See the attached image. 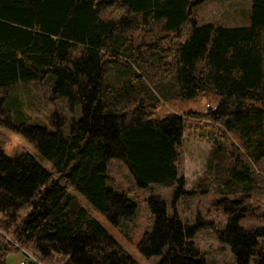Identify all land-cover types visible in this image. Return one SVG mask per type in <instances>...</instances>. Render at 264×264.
Returning a JSON list of instances; mask_svg holds the SVG:
<instances>
[{
    "label": "trees",
    "instance_id": "1",
    "mask_svg": "<svg viewBox=\"0 0 264 264\" xmlns=\"http://www.w3.org/2000/svg\"><path fill=\"white\" fill-rule=\"evenodd\" d=\"M200 1L0 0V123L13 126L9 87L49 73L54 96L82 108L69 133L20 127L57 176L25 146L8 152L0 131V264L21 253L33 256L29 264H139L62 180L114 224L138 205L109 186L112 158L140 186L178 184L177 197L185 115L232 140L231 148L217 140L210 164L219 189L239 193L218 201L227 214L218 238L236 264H264V212L250 194L264 189V0H252L249 24L229 27L200 25ZM200 95L216 104L159 112L162 102ZM149 203L155 224L138 242L141 253L162 254L158 264H207L192 241L197 226L169 215L159 195Z\"/></svg>",
    "mask_w": 264,
    "mask_h": 264
},
{
    "label": "rangeland",
    "instance_id": "2",
    "mask_svg": "<svg viewBox=\"0 0 264 264\" xmlns=\"http://www.w3.org/2000/svg\"><path fill=\"white\" fill-rule=\"evenodd\" d=\"M241 3V19H235L234 0H201L194 6L198 13L199 24L207 22H220L224 26H241L249 24L248 8L252 0H236ZM232 15V16H231ZM115 72H113L114 74ZM54 78L47 74L43 78L23 82L9 87L6 94L5 109L11 114L13 126L0 123V131L8 136L6 148L8 152L25 146L33 157L55 176L58 175L52 162L42 156L38 148L33 145L21 132L23 124L40 125L54 131L61 128L62 132L69 133L74 121L82 116L81 105H73L67 97H55L53 93ZM172 88V87H171ZM212 96L200 95L196 99L173 100L162 102L159 107L160 114L177 112L185 115L188 110L205 111L215 105ZM185 132L183 141L178 147L179 174L184 177V190L176 197L178 184L156 183L140 186L133 176L128 165L121 158H112L107 162L108 184L117 192L126 193L137 202V212L130 218H123L118 224L112 223L107 217L95 209L78 191L74 190L65 179L68 190L75 192L82 205L99 222L105 226L108 235L115 238L118 244L126 249L139 264H158L163 258L162 254L144 256L138 242L144 233L154 227L155 216L151 210L149 197L159 195L166 203L169 215L177 213L182 221L190 226H197L196 235L192 241L199 249V256L205 258L207 264H236L235 254L229 244L221 243L217 229H223L227 222V214L223 204L218 201L229 196L236 198L239 195L223 193L219 184L211 173V162L215 163L213 150L220 140L219 131L213 124L199 118H187L185 115ZM216 138V139H215ZM233 140L237 137L231 136ZM221 140L226 141L221 138ZM230 141L225 143L230 147ZM228 143V144H227ZM230 150V149H229ZM264 167V162L262 163ZM200 179H204L208 186H199ZM207 190H203L205 188ZM253 203L264 212V189L251 191ZM30 255V254H27ZM27 257L24 254H15L10 257L8 264H17Z\"/></svg>",
    "mask_w": 264,
    "mask_h": 264
},
{
    "label": "crops",
    "instance_id": "3",
    "mask_svg": "<svg viewBox=\"0 0 264 264\" xmlns=\"http://www.w3.org/2000/svg\"><path fill=\"white\" fill-rule=\"evenodd\" d=\"M241 3L242 2H239V1H236V0H234V13H235V19H241V15H242V11H241ZM251 5H252V1H251ZM251 7V6H250ZM251 10H252V7L251 8H248V13H247V17H249L250 18V15H251ZM232 16V15H231ZM249 22H250V20H249Z\"/></svg>",
    "mask_w": 264,
    "mask_h": 264
},
{
    "label": "built area",
    "instance_id": "4",
    "mask_svg": "<svg viewBox=\"0 0 264 264\" xmlns=\"http://www.w3.org/2000/svg\"><path fill=\"white\" fill-rule=\"evenodd\" d=\"M30 258H33V256L27 255V257H24L20 260L19 264H29L28 262Z\"/></svg>",
    "mask_w": 264,
    "mask_h": 264
}]
</instances>
